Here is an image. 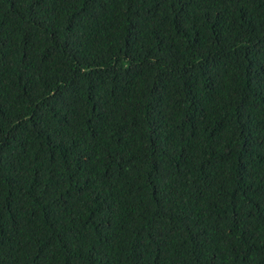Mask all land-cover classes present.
<instances>
[{"label": "trees", "instance_id": "1", "mask_svg": "<svg viewBox=\"0 0 264 264\" xmlns=\"http://www.w3.org/2000/svg\"><path fill=\"white\" fill-rule=\"evenodd\" d=\"M0 264H264V0H0Z\"/></svg>", "mask_w": 264, "mask_h": 264}]
</instances>
